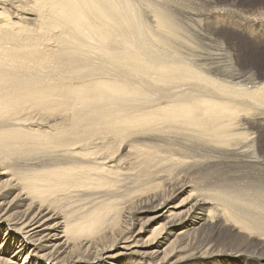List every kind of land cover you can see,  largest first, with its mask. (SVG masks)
Segmentation results:
<instances>
[{"label":"bare ground","instance_id":"1","mask_svg":"<svg viewBox=\"0 0 264 264\" xmlns=\"http://www.w3.org/2000/svg\"><path fill=\"white\" fill-rule=\"evenodd\" d=\"M92 1L0 0V264H264V28L179 10L240 68L185 44L170 65Z\"/></svg>","mask_w":264,"mask_h":264},{"label":"rangeland","instance_id":"2","mask_svg":"<svg viewBox=\"0 0 264 264\" xmlns=\"http://www.w3.org/2000/svg\"><path fill=\"white\" fill-rule=\"evenodd\" d=\"M90 1V0H89ZM92 1V0H91ZM112 1H115V0H112ZM175 1H177V0H124V1H122V3H125L123 6L126 8L125 9V13L126 14H124V16H127V18L129 19L128 21H130L129 23H130V28L127 30V33H126V36H127V39H128V41H130L131 40V42L133 41L134 42V46H135V49L137 48L138 50H139V52L141 53H143V54H146V56H148V55H150V56H148V57H151V58H153L154 56H155V58L158 56V57H162V58H165L166 60H169L170 61V63H172V64H170V65H174V63H175V48H182L183 46H181L182 44H185L186 45V48H185V50H186V52H188V54H193V55H195L196 57H198V58H202L203 57V55L205 54V53H207V52H212V53H215V54H217V57L219 58V60L222 62V63H225V64H227V62L228 61H230V60H232L233 62H234V64H233V71H234V68H240V66H239V64H238V62H237V57H238V54H241L240 53V47H238L237 45V47L234 45L235 44V42L233 41V43L232 42H226V41H223L222 39H223V35H218V34H216V32L212 29V28H209V27H207V26H203V25H197L196 26V29L195 30H193L192 29V26H191V24H192V22L190 23V21L188 22V20H187V18L186 17H182V16H187V13L189 12V14H192V12H194L195 10L196 11H201V12H205V11H208V10H212L213 8H214V6H215V10H217V9H219L220 10V8L223 6V4L224 5H226V7L225 6H223L224 8H228L229 7V5H231L228 9H230V11H234V12H239V13H237V14H239V15H241L242 17H245V16H248V17H250L251 19H252V21L255 19V21H257L256 23H257V25L258 26H261L260 28H264L263 27V25H264V16L263 15H261V14H263L264 13V0H212L211 2H210V0H178L177 1V4L178 5H176V2ZM192 1V2H191ZM194 1H198L199 2V7H198V10H197V8H194L195 6H194ZM204 1V2H203ZM231 3H230V2ZM130 2V3H129ZM182 2V4H180ZM185 2V3H184ZM189 2H191L190 3V5H189ZM208 2V3H207ZM210 2V3H209ZM213 2V3H212ZM222 2H224V3H222ZM232 2H234V4L232 3ZM237 2H238V4H237ZM92 3H94V1H92ZM121 3V2H120ZM187 3H188V6H187ZM193 3V4H192ZM228 3V4H227ZM155 4V5H154ZM184 4H186V6L184 5ZM216 4H217V6H219V7H217L216 6ZM94 5V4H93ZM116 5V4H115ZM181 5V6H180ZM222 5V6H221ZM233 5V6H232ZM238 5V6H237ZM240 5V6H239ZM158 6V8L161 10V11H163V13H165V17H166V19L168 18V16H169V18L170 19H172V20H174V27L177 29V31H181L180 32V36H179V38L178 37H175V35L173 34V36L174 37H172L169 33H167V31H163L162 33H161V30H160V33H159V28L157 27V22H156V19H158V15L160 14V13H162L161 11H158V9L156 8ZM160 6V7H159ZM185 6V7H184ZM190 6V7H189ZM191 6H194V7H192V9H191ZM234 6H236L235 8H234ZM156 8V10H155V8ZM179 7V8H181V9H177V8ZM211 7V8H210ZM213 7V8H212ZM222 7V8H223ZM233 7V8H232ZM131 8V9H130ZM186 8H188L187 10L188 11H186ZM204 8V9H203ZM113 9H115V7L113 8ZM113 9H110L111 11L109 12V15H108V17H110V16H112V10ZM130 11H128V10ZM185 9V10H184ZM194 9V10H193ZM137 10V11H136ZM152 10H154V12L155 13H153V11ZM173 10V11H172ZM179 10H180V12H179ZM183 12H182V11ZM190 10V11H189ZM191 10H193V11H191ZM184 11H186V12H184ZM157 12H158V15H157ZM160 12V13H159ZM176 12H177V14H176ZM178 12L180 13V14H182V16L180 15L179 16V14H178ZM243 12V13H242ZM91 14H93L94 12H90ZM146 13V14H145ZM163 13L162 14H160L159 16H161L162 15V17L164 16L163 15ZM91 14H89L88 16L89 17H91V16H93V15H91ZM134 14V15H133ZM243 14L245 15V16H243ZM249 14V15H248ZM259 14V15H258ZM91 15V16H90ZM133 15V16H132ZM157 15V16H156ZM171 15V16H170ZM175 15H177L176 17H175ZM221 15V14H220ZM99 16V17H98ZM178 16H179V20H178ZM258 16V17H257ZM261 16H263V17H261ZM93 17H95V16H93ZM108 17H106V19L108 18ZM114 17H117V19L116 20H114L113 22H111L113 19H115ZM136 17V18H135ZM157 17V18H156ZM181 17H182V20H181ZM96 18V17H95ZM99 18H101V16L100 15H97V19L98 20H100ZM184 18V19H183ZM258 18V19H257ZM261 18H262V20H261ZM110 20L112 19L111 17L109 18ZM113 19L110 21L111 22V25H115L116 26V23L118 24L117 26H119V25H122L123 23H124V19L122 18V17H120V15H114L113 16ZM132 19V20H131ZM260 20V21H259ZM123 23H122V22ZM134 21V22H133ZM143 21V22H142ZM153 21V22H152ZM175 21H178V22H180V23H178V22H176L175 23ZM186 21V22H185ZM255 21H253V22H255ZM110 22H109V24H110ZM147 22V23H146ZM259 22H261V23H259ZM121 23V24H120ZM147 24V26H149L150 27V29H152V28H154V31H155V34H156V32L157 33H159V34H156V35H153V33L150 31V30H148L149 29V27H147L146 26V24ZM178 23V24H177ZM259 23V24H258ZM151 24H153L152 26H151ZM156 24V25H155ZM179 24H181V26L179 25ZM178 25H179V27H178ZM144 26V27H143ZM132 27V28H131ZM147 27V28H146ZM152 27V28H151ZM182 27V28H181ZM137 28V29H136ZM156 28V29H155ZM190 28L192 29V36H191V33H190ZM158 29V30H157ZM139 32H138V31ZM183 32V33H182ZM182 33V34H181ZM190 33V34H189ZM219 34L221 33V31L220 32H218ZM129 34V35H128ZM170 35V36H167L166 38H163V42H162V39H158V40H156V42H155V40H154V38H153V36H157V35H159V36H161V35ZM149 35V36H148ZM162 36V37H165V36ZM182 35V36H181ZM148 38H147V37ZM115 39H114V37H111L110 38V41H118V39H121V37H120V35H115ZM158 37V36H157ZM172 37V38H171ZM190 37H192V40L195 42V44H193V43H190V42H188L187 41V39L189 40V38ZM84 38H87V37H84ZM93 38H95V36L93 37ZM139 38H141V39H139ZM143 38V39H142ZM138 39H139V41H138ZM151 39H153V40H151ZM166 39H168V40H166ZM177 39V40H176ZM179 39V40H178ZM90 40H91V42H90ZM96 40H98V39H96ZM95 39L93 40L92 38L91 39H87L86 40V42H87V45H89L88 47H91V48H88V49H90V51L91 52H94V51H98L99 52V54L101 53V52H103V54H104V50L103 49H105L104 48V45L103 44H101L102 43V41H104L105 39H99L98 41H97V44H95V46L93 45V43H92V41H96ZM101 40V41H100ZM137 41V43H136V41ZM170 40V41H169ZM186 40V41H185ZM106 41H109V40H106ZM105 41V42H106ZM143 41V42H142ZM147 41V42H146ZM168 42V43H166V42ZM177 41V42H176ZM84 43H86L85 41H83ZM101 42V43H100ZM162 42V43H161ZM171 42V43H170ZM182 42V43H181ZM89 43V44H88ZM98 43H100L99 45H101L103 48H101V46H99L98 45ZM104 43V42H103ZM107 43V42H106ZM161 43V44H160ZM224 43H228V44H230V45H232V47L228 50V52H223L222 51V46L224 45ZM105 44V43H104ZM169 44V45H168ZM181 46V47H179V45ZM106 45V44H105ZM171 45V46H170ZM172 45H173V47H172ZM175 45H177V47H175ZM198 45H200V46H203L204 48H200V47H198ZM249 47H250V45L249 44H247ZM138 46V47H137ZM142 46V47H141ZM144 46V47H143ZM140 47V48H139ZM93 49V50H92ZM99 49V50H98ZM101 49V50H100ZM103 50V51H102ZM98 52H96V53H98ZM174 53V54H173ZM229 54H231L232 55V59H230V58H228V57H226L227 55H229ZM101 55H102V53H101ZM205 55H207V54H205ZM173 56V57H172ZM174 60V62H172ZM189 60L190 61H193L191 58H189ZM205 62L204 61H202L201 62V64H204ZM234 72H236V71H234ZM223 78H225L224 76H223Z\"/></svg>","mask_w":264,"mask_h":264}]
</instances>
